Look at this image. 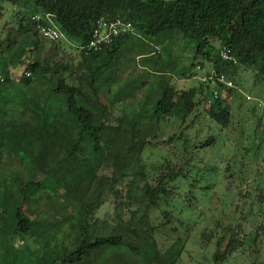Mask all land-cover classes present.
I'll use <instances>...</instances> for the list:
<instances>
[{"label": "trees", "instance_id": "1", "mask_svg": "<svg viewBox=\"0 0 264 264\" xmlns=\"http://www.w3.org/2000/svg\"><path fill=\"white\" fill-rule=\"evenodd\" d=\"M5 1L18 2L0 0V8ZM32 1L38 11L26 18V24L23 19L20 21L17 36L26 35L40 55L29 61L26 72L19 80H13L8 69L2 71L0 68L4 78L3 82L0 81V105L4 109H19L13 113L4 111L2 115L8 117L15 114L18 117L12 127L32 140L29 143L37 149L36 170L47 168L54 185L79 188L83 192L81 198L78 192L67 196L59 190H52L53 195L69 201L63 208L69 219L64 221L72 220L69 232L72 249L62 261L81 264L91 258L94 251L121 246L134 254L157 252L156 232L161 226L153 222L154 212L159 211L163 216L173 215L177 205L182 207L179 209L182 212L194 209L200 199L202 202L210 199L209 189L197 190L193 165L199 152L217 146L218 137L207 133L206 139L196 141L182 133L184 138L181 134L177 139V142H182V153L175 157H168L170 154L166 153L164 161L153 171L148 169L144 153L170 144L177 135L173 134L167 140L159 139L162 125L171 122L175 113L182 115L181 122L185 124L202 101L207 106L208 119L222 129L226 128L231 119L228 98L235 94V89L234 86L227 87L208 80L201 84L202 89L204 84L206 87L202 99H198L200 89L179 92L169 73L163 70L166 65L156 62L158 65L152 71L158 78L156 92L160 94L159 98L155 100L153 94L145 95L130 113L125 112L124 116L114 119L112 106L116 101L105 103L102 98L106 87L109 90L105 73L112 72L116 59L124 51H136L137 57L148 61L155 51L145 53L140 48L136 49L135 44L152 43L166 37L168 40L170 34L177 32L195 43L193 62L186 71L194 67L204 68L209 63L211 71L218 76H226L234 84L239 69L243 67L252 70L255 78L264 82V0ZM36 14L50 15L66 40L75 42L79 48L86 47L93 40L101 20L130 22L134 32L117 38L98 51L82 49L86 72L74 79L70 75L72 69L68 71L69 66L49 54L48 50L57 54L61 43L60 40L51 42L41 37L38 23L33 21ZM41 24L49 23L42 21ZM15 43L14 39L8 47H14ZM223 47L232 51L238 59L237 64L221 58ZM89 59L91 64L87 68ZM169 61L172 62V59ZM169 69L175 70L176 67ZM139 84L141 86L143 82ZM15 86L25 89L23 99L26 101L5 99L6 93ZM134 95L135 92L129 91L125 97L133 98ZM242 150L245 151L242 154L247 155L255 149L250 143ZM257 152L258 148L255 152L258 155ZM36 170L32 168L30 171L34 175ZM33 175L20 182L23 202H31L43 188ZM182 183L188 184L185 192L180 191ZM255 187L259 191V213L264 215V184L256 183ZM252 192L249 189L246 195L251 197ZM88 194L95 195V198L86 202ZM43 196L44 193L35 199V203ZM109 198L118 209L115 221H111L110 217L107 220L96 217ZM79 212L83 213L81 223L74 219ZM231 215L244 214L240 210ZM15 217L17 232L22 237L28 236L31 229L38 226L25 221L22 205L17 208ZM237 227L240 228V224ZM180 242L172 245L165 254H156V257L163 264H176L178 256L170 259L167 255ZM236 243V232L231 231L225 251L217 255V261L222 262Z\"/></svg>", "mask_w": 264, "mask_h": 264}, {"label": "rangeland", "instance_id": "2", "mask_svg": "<svg viewBox=\"0 0 264 264\" xmlns=\"http://www.w3.org/2000/svg\"><path fill=\"white\" fill-rule=\"evenodd\" d=\"M17 1V4L2 2L0 8V68L2 71L8 69L13 80H19L26 72L29 61L40 55L26 35L17 36L20 21L23 19L26 24L27 19L38 9L32 0ZM165 35L168 36L167 33ZM14 39L15 46L9 48V43ZM166 39L167 37L152 43L135 44L136 49L140 48L145 53L155 51V55L145 61L137 57L136 51H124L116 59L112 72L105 73L109 90L106 87L102 98L105 103L116 101L112 106L114 119L124 116L125 112L130 113L145 95L153 94L155 100L159 98L160 94L156 92L158 78L153 75L158 64L166 65L163 70L169 73L168 76L179 92L198 88V99H202L206 84L204 89L201 84L209 80L210 64L186 71L193 62L195 43L177 32ZM59 43L61 48L58 53L48 50L49 54L55 55L57 60L69 66L68 71H73L69 72L70 75L78 79L86 72L82 48L66 38H61ZM214 44L218 46L215 41ZM171 59L172 62L169 61ZM90 64L89 59L86 67L89 68ZM172 66L176 69L170 70ZM141 82L143 84L140 86ZM234 89L235 94L228 98L231 119L226 128L222 129L208 119V109L202 101V105L195 109L185 124L181 122L182 115L175 113L171 122L162 125L159 139L167 140L173 134L177 135L170 144L144 153L145 163L153 171L154 167L164 161L166 153L170 154L168 157L182 153V142H177L182 133L196 141L206 139L207 133L215 134L218 137L217 146L199 152L198 160L193 165L194 176L198 181L197 190L209 189L210 199L207 202L200 199L194 209L182 212L179 210L182 207L177 205L173 215L163 216L159 211L154 212L153 222L161 226L156 232L159 251L134 254L127 247L121 246L117 249L94 251L91 258L81 264H163L156 254H165L172 245L180 241L167 255L170 259L178 256L176 264H264V215L259 213V191L255 187L256 183L264 184V82L256 79L252 70L241 67ZM24 91L25 89L15 86L6 93L5 99L26 101L27 99H23ZM129 91L135 92L133 98L125 97ZM224 97H227L226 93ZM16 110L19 109H4L0 105V264H67L62 258L70 254L72 249L69 243L72 238L69 233L72 220L64 221L69 219V215L63 213V208L69 201L53 195L52 190H59L67 196L78 192L81 198L83 192L79 188H60L54 185L49 179L47 168L36 170L37 149L29 143L32 140L12 127L18 117L15 114L8 117L2 115L4 111L13 113ZM5 119H8L7 123ZM250 143L255 152L258 148V155L254 151L247 154L248 157L242 154L245 152L242 147ZM32 168L37 171L34 175L30 171ZM30 175L43 184L38 197L42 193L44 196L36 203L37 196L31 202H23L20 196V182ZM90 180L91 178L88 185ZM180 186V191H187L188 184L182 183ZM249 189L253 190L251 197L246 195ZM196 194L202 196L200 193ZM88 195L86 202L95 198L93 194ZM20 205L25 221L38 224L28 236L23 237L16 229L15 212ZM240 210L244 215H231ZM117 212L114 201L109 198L96 213V217L105 220L110 217L111 221H115ZM75 215L77 223L83 222V213ZM238 224L240 228L237 227ZM231 231L236 232L238 243L222 262H218L217 255L224 253Z\"/></svg>", "mask_w": 264, "mask_h": 264}, {"label": "built area", "instance_id": "3", "mask_svg": "<svg viewBox=\"0 0 264 264\" xmlns=\"http://www.w3.org/2000/svg\"><path fill=\"white\" fill-rule=\"evenodd\" d=\"M33 21L38 23V31L41 37L44 39L51 42H56L61 38H65L63 32L53 24L50 15L43 16L41 14H36L33 17ZM42 21H46L49 24H41ZM133 32L134 28L130 22H124L120 19L111 22L101 20L98 22L97 28L94 31L93 40L86 47H82V49H86L87 51H98L102 46L111 44L117 38ZM220 56L223 60L230 61L235 64L238 63L236 56L227 47H223L220 50ZM209 80H211L212 83L217 81L223 85H226L227 87L234 86L232 80L228 79L224 75L218 76L214 71H211ZM0 81H4L2 74H0ZM216 95L217 92H215V96Z\"/></svg>", "mask_w": 264, "mask_h": 264}]
</instances>
